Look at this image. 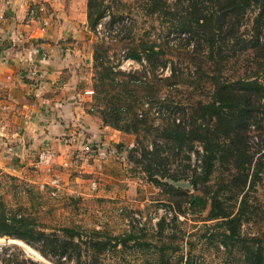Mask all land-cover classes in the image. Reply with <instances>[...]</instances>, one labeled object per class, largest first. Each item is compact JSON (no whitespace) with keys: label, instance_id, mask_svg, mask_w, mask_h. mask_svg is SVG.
I'll list each match as a JSON object with an SVG mask.
<instances>
[{"label":"rangeland","instance_id":"obj_1","mask_svg":"<svg viewBox=\"0 0 264 264\" xmlns=\"http://www.w3.org/2000/svg\"><path fill=\"white\" fill-rule=\"evenodd\" d=\"M167 1L172 9L176 7V0ZM148 2L92 0L89 8V0L33 1L37 13H44L49 23H56L61 18L56 13L61 12L83 24L82 36L69 38L72 46L79 47L71 50L78 63L73 75L79 76L75 87L89 112L102 118V113L115 107L127 123L132 122L131 110H143L152 119L138 132L108 123L109 141L103 138L98 146L84 137L83 148L71 150L67 159H59L57 151L46 144L39 152L51 148L55 156L50 162H41L38 152L36 161L28 165L0 164V214H6L9 232L22 228L29 238L5 233L9 229L0 227V264H257L260 257L264 260V166L260 175L255 174L256 161H264V148L259 147L264 143L255 126L248 137L254 153L247 179L228 162L216 164L210 176L197 178L202 158L198 142L190 149H175L177 156L164 151L170 158L162 171L188 167L189 176L176 181L150 177L140 162L146 146L152 148V139L161 143L154 136L160 129L151 124H162L166 105L197 98L189 87L191 94L171 93L169 98L179 100L171 101L165 93L174 88L163 79L170 70L157 67L155 77L147 82L146 76L151 77L153 71L146 60L127 56L148 39L172 54L168 59L184 72L193 67L188 53L193 41L186 43L185 34L167 16L151 13ZM254 14L246 16L242 31L251 28ZM76 134L75 129L69 136L76 141ZM192 194L209 197L207 206L192 207ZM213 195L221 199V207L230 216L213 215L218 210L211 201ZM230 217L235 220L229 222ZM62 226L82 231L80 247L67 242L68 252L63 254L56 246ZM128 232L133 236L126 244L111 237ZM97 240L105 243L93 247Z\"/></svg>","mask_w":264,"mask_h":264},{"label":"trees","instance_id":"obj_2","mask_svg":"<svg viewBox=\"0 0 264 264\" xmlns=\"http://www.w3.org/2000/svg\"><path fill=\"white\" fill-rule=\"evenodd\" d=\"M91 2L92 0H89V8ZM148 3L151 13L167 16V21L185 34L188 39L186 43L193 41V47L188 49L189 62L193 67L189 69L191 72H184L176 62L168 59V55L172 54L148 39L143 40L139 47H134L127 56L146 60L148 67L153 71L151 77L146 76L147 82L155 77L154 70L157 67L162 66L170 70V74L163 79L169 81L170 88L175 91L166 92L165 96L184 91L191 94V87L197 98L180 104L182 101L175 96L168 97L171 101H179V104L166 105L167 113L162 124L157 126L152 122V127L160 129L154 136L161 143L152 139V148L147 149L146 146L140 160L144 170L155 179L157 176H163L176 181L179 177L189 176L187 166L186 170L171 172L169 167L165 172L162 171L169 166L170 158L164 151L177 156L175 149H190L198 142L202 145V158L199 172L194 173L197 178L210 176L216 164L223 165L221 163L228 162L247 179L254 153L249 148L248 140L252 126L261 131L258 136L261 137V144L264 143V0H176L174 9L167 0H149ZM251 12L255 13L251 28L242 31L244 20ZM89 19H93L90 9ZM113 110L102 113L104 122L126 132H138L141 125H146L152 119L148 111L131 110L132 122L125 123L126 116L115 107ZM150 135H153L152 132ZM259 147L264 148V145ZM262 166L263 160L256 161L255 174L260 175ZM211 201L218 208L213 215L230 216V213L221 207V199L218 196H211ZM208 202L209 197L200 194H192L189 200L192 207L200 204V209H204ZM6 217L5 213L0 214L1 229H9L5 230V233L29 239L27 232L22 228L9 232L11 229ZM234 220L235 217L229 218V222ZM232 230L235 231L236 228L233 226ZM60 231L61 233L56 234V240H60L56 246L61 249L62 254L68 252L67 242L80 247V229L62 226ZM62 236L66 238H61ZM132 236L133 233L128 232L111 237L119 238L126 244ZM104 243L97 240L92 246L98 247ZM263 263L264 260L260 257L257 264Z\"/></svg>","mask_w":264,"mask_h":264},{"label":"crops","instance_id":"obj_3","mask_svg":"<svg viewBox=\"0 0 264 264\" xmlns=\"http://www.w3.org/2000/svg\"><path fill=\"white\" fill-rule=\"evenodd\" d=\"M33 1L0 0V164L12 168L36 161L46 144L67 159L83 148L84 137L99 146L112 133L75 87L78 63L71 50L79 47L69 37H81L83 24L58 12L61 18L43 28L44 13L28 14ZM75 129L76 141L69 136Z\"/></svg>","mask_w":264,"mask_h":264},{"label":"built area","instance_id":"obj_4","mask_svg":"<svg viewBox=\"0 0 264 264\" xmlns=\"http://www.w3.org/2000/svg\"><path fill=\"white\" fill-rule=\"evenodd\" d=\"M36 13H37V7L33 3L28 8V14L30 16H33ZM42 23H43V28H45L48 25V23H49L48 18L43 19ZM54 156H55V152L51 148H44L38 154L39 160L41 162H50L51 160L54 159Z\"/></svg>","mask_w":264,"mask_h":264}]
</instances>
